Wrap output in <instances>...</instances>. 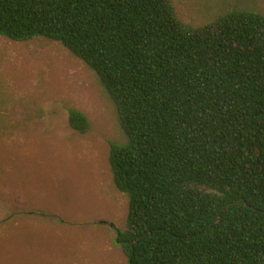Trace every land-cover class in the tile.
Masks as SVG:
<instances>
[{"label":"trees","instance_id":"1","mask_svg":"<svg viewBox=\"0 0 264 264\" xmlns=\"http://www.w3.org/2000/svg\"><path fill=\"white\" fill-rule=\"evenodd\" d=\"M0 36L61 42L110 95L128 264H264V13L194 26L173 0H0Z\"/></svg>","mask_w":264,"mask_h":264},{"label":"rangeland","instance_id":"2","mask_svg":"<svg viewBox=\"0 0 264 264\" xmlns=\"http://www.w3.org/2000/svg\"><path fill=\"white\" fill-rule=\"evenodd\" d=\"M194 26L264 0H173ZM89 118L82 134L69 109ZM127 137L97 73L61 42L0 36V264H128L116 243L129 196L113 178ZM100 221H106L101 224Z\"/></svg>","mask_w":264,"mask_h":264},{"label":"water","instance_id":"3","mask_svg":"<svg viewBox=\"0 0 264 264\" xmlns=\"http://www.w3.org/2000/svg\"><path fill=\"white\" fill-rule=\"evenodd\" d=\"M100 223H101V224H105V223H106V221H100Z\"/></svg>","mask_w":264,"mask_h":264}]
</instances>
